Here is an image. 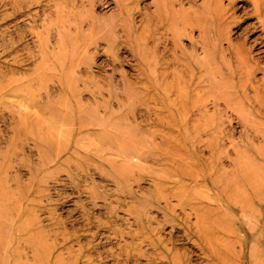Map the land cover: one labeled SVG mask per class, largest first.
I'll return each instance as SVG.
<instances>
[{
	"label": "rangeland",
	"instance_id": "obj_1",
	"mask_svg": "<svg viewBox=\"0 0 264 264\" xmlns=\"http://www.w3.org/2000/svg\"><path fill=\"white\" fill-rule=\"evenodd\" d=\"M175 1L0 0V264H264V33Z\"/></svg>",
	"mask_w": 264,
	"mask_h": 264
},
{
	"label": "bare ground",
	"instance_id": "obj_2",
	"mask_svg": "<svg viewBox=\"0 0 264 264\" xmlns=\"http://www.w3.org/2000/svg\"><path fill=\"white\" fill-rule=\"evenodd\" d=\"M213 1L214 2L212 4V0H203L202 5L198 7V9L202 10L205 9L206 5H208L207 11H205L204 14L210 16L208 20L211 22L213 27L212 34H209L207 39L205 38V41L203 39V33L206 35L207 30L200 25L202 29H200L198 41L202 43L203 47H201V50L203 56L192 55V64H182L183 72L192 73L193 70H196L197 72L203 73V64L205 61H207V59L211 60V56L216 51L220 53V58L224 65L225 71L234 74V78L239 79L243 85L252 86V75L256 70L253 58L250 54V51L246 49V46L243 42H234L231 37L233 27L239 24L241 19V17H238L237 13L235 12V7H233L234 0H228L226 5L224 4V0ZM250 1L252 2V13L249 17H256V24L259 25V27L262 29V32L264 33V0ZM175 3V0H165L164 4L166 8L173 10L175 8ZM242 8L245 9L244 6H242ZM178 9L181 12L178 14L174 13L172 15H181L185 18H187L189 13L196 10L194 7H190V10L187 12H185V10L183 11V9ZM195 28H199L198 24L193 23L191 25V29ZM223 41L226 43L225 47L223 46ZM138 246L140 245L138 244Z\"/></svg>",
	"mask_w": 264,
	"mask_h": 264
}]
</instances>
